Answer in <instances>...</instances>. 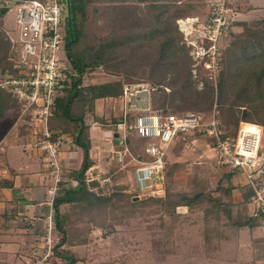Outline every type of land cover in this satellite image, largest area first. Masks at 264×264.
Returning <instances> with one entry per match:
<instances>
[{"label":"trees","instance_id":"1","mask_svg":"<svg viewBox=\"0 0 264 264\" xmlns=\"http://www.w3.org/2000/svg\"><path fill=\"white\" fill-rule=\"evenodd\" d=\"M97 1L67 0L65 4V47L71 70L77 74L68 71L72 83L57 95L48 126L54 136L64 135L67 142L81 147L84 156L81 168H71L63 177V188L53 200L55 225L50 234L57 237L53 254L62 264H78L84 255L75 246L90 242L94 228H101L103 237L116 238L119 226L129 227L134 218L147 222V239L160 259L176 252L175 228L195 211L203 213L207 249L221 246L219 238L227 235L226 227L234 231L243 227L254 230L264 220V208L252 205L254 189L241 180L240 168L219 164L221 171L215 182L200 175L192 194L170 197L166 181L174 162L167 156H180L185 145L201 135L197 130L177 133L166 154L164 176L152 188L138 185V162L130 159L131 153L127 152L123 160L116 158L114 151L102 156L108 166L105 177L114 176L116 168L123 165L128 176L126 184L117 183L115 176L116 183L107 180L99 191L88 178L89 169L96 163L91 120L105 127L115 126L118 130L114 133H121L118 123L123 119L122 113L108 117L98 112L97 101L119 99L126 83L149 82L152 109L163 113L174 108L198 112L206 119L211 116L217 97L218 116L232 134L241 120L264 123V17L235 21L242 30L232 33L233 38L223 51L216 89L203 64L199 65V74L204 85L199 86L190 47L177 24H173L177 16L194 13L199 6L205 8L206 0L178 4L176 0H105L109 2L105 5ZM7 11V7L0 6V70L14 69L16 62L12 40L4 27ZM99 66L111 74L110 79L86 83ZM20 108V99L0 85V120ZM135 131L129 128L123 139L128 140L134 132L136 138L129 140L130 146L135 152L140 147L138 155L148 158V137ZM122 135L113 136L122 141ZM0 185L10 186L12 181L3 179ZM145 189L150 191H140ZM238 190L241 198L235 199L234 192ZM10 218H18L16 211L12 216L6 215V226Z\"/></svg>","mask_w":264,"mask_h":264},{"label":"built area","instance_id":"2","mask_svg":"<svg viewBox=\"0 0 264 264\" xmlns=\"http://www.w3.org/2000/svg\"><path fill=\"white\" fill-rule=\"evenodd\" d=\"M11 1L16 6L17 34L10 35L16 62L14 69L0 70V85L20 99L21 115L30 114L34 119L32 131L38 135L34 144L46 156L53 178L48 187L50 224L46 228L50 234L55 225L53 200L63 188L62 159L68 142L64 135L54 136L48 121L54 114L57 95L73 80L68 73L71 64L65 47V0H0V6L8 8ZM208 1L206 10L179 15L175 21L190 47L199 86L204 85L199 74V65L203 64L217 89L223 51L236 27L237 0ZM60 49L66 58L58 56ZM119 99L124 103L123 119L118 123L123 136L134 128L148 137L145 147L148 158L124 150L138 162L135 177L141 188H152L156 180L163 178L166 154L177 133L197 130L212 140L218 164L241 169V180L245 179L243 182L254 189L252 205L264 208V123L241 120L235 134L229 133L218 116L216 102L206 119L193 111L153 110L148 82L126 83ZM130 111L136 112V119L127 124ZM124 153L121 151V155Z\"/></svg>","mask_w":264,"mask_h":264},{"label":"rangeland","instance_id":"3","mask_svg":"<svg viewBox=\"0 0 264 264\" xmlns=\"http://www.w3.org/2000/svg\"><path fill=\"white\" fill-rule=\"evenodd\" d=\"M181 1L199 2V0H176V3H181ZM206 1L208 4L205 8L199 6L193 12L206 10L209 6V1ZM140 2L143 3L145 1ZM64 3L66 4V0ZM97 3L105 5L109 2L99 0ZM175 9L176 7L172 9L171 14L175 11ZM261 14L264 13H260V15H258L259 18L264 16ZM238 16H242L240 12ZM173 24H176L175 18ZM4 27L9 36H15L17 34L16 6L13 1L9 2L8 11L5 14ZM240 30H242V26L236 25L235 30L232 33ZM58 56L66 58V54L63 49L58 51ZM69 70H71V67ZM71 71L74 74H77V72L73 69ZM0 76H2V73H0ZM110 77L111 74L108 73L103 66H99L93 71L92 75L86 78V83L105 81L110 79ZM141 82L146 83L147 81ZM216 100L217 97L215 98V102ZM123 109L124 103L120 99H99L97 101V111L104 113L108 117L114 115L115 112L122 113ZM29 119L34 122V119L31 117ZM135 119L136 113L132 111L128 112L126 123H134ZM91 123L93 125L95 137L92 155L96 157V163L89 169L90 175L88 182H90L92 187L98 189L99 191L103 189L105 181L108 180L114 183L115 176L117 177V183H123L122 185L126 184L128 182V176L127 171L123 168V165L120 168H116V172L113 173L115 174L114 176L109 175L105 177L108 173V166L106 167L104 165L102 156L104 155V152L114 151L116 158L123 160L126 156L124 150L128 149L130 152L131 149L133 151L129 142L136 138L134 132L129 135L128 140L123 139V135L120 137L122 141L115 140V134L112 133L118 130L115 126L105 127L104 125L97 124L94 119L91 120ZM17 128L19 129L20 127L18 126ZM17 128L14 130V134L16 135L23 131L21 129L18 130ZM33 128L34 125H32L31 131ZM6 129L0 128V136L6 132ZM21 135H23V133ZM11 139L12 135L8 140L9 143ZM27 141L28 144L27 142H23L24 145L31 147L32 141ZM10 146L12 145L9 144V148ZM21 146L19 147L23 153V147ZM121 151H123V155H121ZM140 151V147H138L137 152H133L135 155H138L141 153ZM80 152L81 157L77 169H80L83 164L82 156H84V150L81 148ZM167 158L174 163H172L169 168L166 185L168 184L170 188V197L175 199L179 198L182 194H192L195 188V180L198 176L201 175L202 177H208L212 182H215L221 171V168L218 167L219 164L216 161L212 140L202 134L192 139L185 145V149L180 155V158H170L169 156H167ZM130 159L128 161H130ZM43 164L46 166L48 165L47 158ZM67 171L68 170L66 169L64 172L65 178ZM243 181H245V179H243ZM51 183H53V178L51 179ZM140 191L145 192L150 190L145 189ZM238 192H240V190L234 194L235 199L240 198L241 192ZM1 220H3L2 217H0V222ZM146 223V221L140 218H134L129 227L119 226L120 232L116 238L103 237L101 234V228H94L92 233L93 239L90 242L75 246L76 249L84 255V258H82L78 264H264V221L254 230L249 227H243L238 231H234L230 227H226L225 233H227V235L225 234L226 236L221 238V240L219 238L221 246L213 249H207V241L202 230L204 225L203 213L199 211L192 212L186 222L175 228L174 240L176 252L169 255L166 259L158 258L153 252L151 243L147 239L148 228L146 227ZM48 224H50V219L46 216V222L42 225H44L43 227H48ZM42 232L45 234L44 237L41 236ZM42 232H38L40 233L38 234L31 231L29 233L34 234L32 236L28 235L27 237H22L20 242L14 240L7 241L5 244L7 245V251L4 253L0 251V264H39L44 261L49 264H62V261L53 254V246L57 241V237L49 234L47 228ZM7 234L10 235V233ZM1 235L2 233L0 232V236ZM216 241L218 240H215V242ZM21 245L23 251H26L28 247L30 254L24 253V256L19 254L16 256V249H18Z\"/></svg>","mask_w":264,"mask_h":264},{"label":"crops","instance_id":"4","mask_svg":"<svg viewBox=\"0 0 264 264\" xmlns=\"http://www.w3.org/2000/svg\"><path fill=\"white\" fill-rule=\"evenodd\" d=\"M236 9L237 20L259 18L258 15L264 13V0H237ZM239 12L241 17L238 16ZM30 117H23L19 110H14L5 119L0 120V128L6 129L8 127L6 132L0 136V181L3 179L12 181L10 186L0 185V217L3 218L0 222V232L2 233L0 251L3 253L7 251V245H5L7 241L20 242L22 237L32 236L34 233H29L31 231L35 233L44 231L45 227L42 224L46 222V216L50 211L48 187L52 175L49 166L43 164L46 159L45 155L40 149L34 147L33 141L38 135L31 131L33 124L32 120L29 119ZM18 126L23 131L16 135L14 130ZM22 133L23 135H21ZM11 135L12 139L9 143L8 140ZM27 140L32 141L31 147L24 145L25 142L28 144ZM9 144L12 145L10 148ZM19 146L23 147V153ZM64 148L62 159L64 168L66 167L68 171L71 168H78L81 147L70 141ZM75 182L73 181V183ZM14 211H16L18 218H10L7 222L8 226H6L4 224L6 215L12 216ZM41 236H45L44 232L41 233ZM21 247L22 245L16 249V256L18 254L24 256V253L30 254L28 247L26 251H23Z\"/></svg>","mask_w":264,"mask_h":264},{"label":"water","instance_id":"5","mask_svg":"<svg viewBox=\"0 0 264 264\" xmlns=\"http://www.w3.org/2000/svg\"><path fill=\"white\" fill-rule=\"evenodd\" d=\"M116 137H119L120 133L119 132H115L114 133ZM146 195V194H145ZM144 196V195H143Z\"/></svg>","mask_w":264,"mask_h":264},{"label":"bare ground","instance_id":"6","mask_svg":"<svg viewBox=\"0 0 264 264\" xmlns=\"http://www.w3.org/2000/svg\"><path fill=\"white\" fill-rule=\"evenodd\" d=\"M248 127H250V128H251V125H249Z\"/></svg>","mask_w":264,"mask_h":264}]
</instances>
